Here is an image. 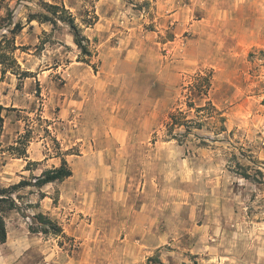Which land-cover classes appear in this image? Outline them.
Returning <instances> with one entry per match:
<instances>
[{"label":"rangeland","instance_id":"1","mask_svg":"<svg viewBox=\"0 0 264 264\" xmlns=\"http://www.w3.org/2000/svg\"><path fill=\"white\" fill-rule=\"evenodd\" d=\"M42 2L72 14L89 56L67 26L27 21ZM7 10L24 74L0 65V189L61 159L71 176L13 193L0 264H264V0H0ZM198 72L206 97L189 92ZM208 101L224 131L208 118L167 139L171 113L195 119ZM37 213L61 234L31 232Z\"/></svg>","mask_w":264,"mask_h":264},{"label":"trees","instance_id":"2","mask_svg":"<svg viewBox=\"0 0 264 264\" xmlns=\"http://www.w3.org/2000/svg\"><path fill=\"white\" fill-rule=\"evenodd\" d=\"M42 8L44 11L29 14L27 21H37L38 23H49L56 26L57 23H61L69 28L71 35L73 36V41L76 47L79 49L82 56H89L90 51L88 49V39L82 34L81 28L75 23V19L72 14L64 8L63 5L49 4L42 2ZM11 12L7 10L5 17H0V30L7 29L9 36L6 33L0 35V65L1 72L6 73L7 71L14 74H24L18 73L19 66L14 58V51L17 49L14 43L15 35L22 29L20 23L13 24L11 19ZM5 22V23H1ZM12 26V28H10ZM193 83L189 86V92L195 91L200 96H207L211 88V75L210 73L201 74L196 73L193 78ZM188 100H191L188 97ZM187 107H193L191 101L187 102ZM2 107L0 106V129L3 124V117L1 116ZM205 110H208L204 113ZM196 112H203L202 114L196 115L195 119L188 118L186 114L181 111L177 113H171L168 117L169 121L165 124L166 137L168 140H176L179 144L182 142L183 138L192 128H200L202 119L213 118L220 123L219 130L224 131V118L221 113L217 111L211 103L208 101L205 106L197 107ZM184 128L185 132H176V129ZM19 157H25V150L19 153ZM33 163H27L26 168L28 169ZM71 176V170L64 159H61V163L57 168L48 169L43 171L38 177L34 178V181H20L17 184L11 185L8 188L0 189V244L5 243L7 238L6 224H5V214L9 211L18 210V204L12 197L13 193L26 187L35 186L42 187L46 184L53 182H61ZM246 177V174L242 175ZM32 223L36 225L35 228L31 229L33 233H43V234H61L62 230L59 225L47 215L42 213H37L32 216Z\"/></svg>","mask_w":264,"mask_h":264},{"label":"crops","instance_id":"3","mask_svg":"<svg viewBox=\"0 0 264 264\" xmlns=\"http://www.w3.org/2000/svg\"><path fill=\"white\" fill-rule=\"evenodd\" d=\"M24 163H26V162H24Z\"/></svg>","mask_w":264,"mask_h":264}]
</instances>
